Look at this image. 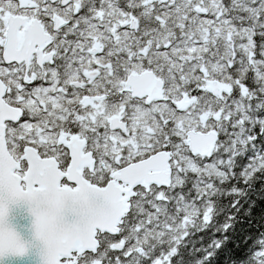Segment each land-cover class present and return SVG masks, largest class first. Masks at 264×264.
<instances>
[{
    "label": "snow or ice",
    "instance_id": "obj_1",
    "mask_svg": "<svg viewBox=\"0 0 264 264\" xmlns=\"http://www.w3.org/2000/svg\"><path fill=\"white\" fill-rule=\"evenodd\" d=\"M257 106L264 0H0V264H161Z\"/></svg>",
    "mask_w": 264,
    "mask_h": 264
},
{
    "label": "trees",
    "instance_id": "obj_2",
    "mask_svg": "<svg viewBox=\"0 0 264 264\" xmlns=\"http://www.w3.org/2000/svg\"><path fill=\"white\" fill-rule=\"evenodd\" d=\"M255 114L264 118L259 106ZM241 132L253 139L236 134L231 142L246 146L230 148L232 171L217 167L224 178L198 175L173 185L179 210H169L175 226L154 246L161 264H264V125L253 120Z\"/></svg>",
    "mask_w": 264,
    "mask_h": 264
},
{
    "label": "water",
    "instance_id": "obj_3",
    "mask_svg": "<svg viewBox=\"0 0 264 264\" xmlns=\"http://www.w3.org/2000/svg\"><path fill=\"white\" fill-rule=\"evenodd\" d=\"M34 259H35V264H41V258L39 254H36Z\"/></svg>",
    "mask_w": 264,
    "mask_h": 264
}]
</instances>
